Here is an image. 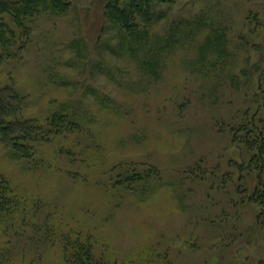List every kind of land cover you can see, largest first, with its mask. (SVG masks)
Wrapping results in <instances>:
<instances>
[{"label":"rangeland","instance_id":"rangeland-1","mask_svg":"<svg viewBox=\"0 0 264 264\" xmlns=\"http://www.w3.org/2000/svg\"><path fill=\"white\" fill-rule=\"evenodd\" d=\"M104 4L73 0L65 16L34 19L28 38L7 18L18 38L10 51L0 44V93L25 96L27 118L44 121L62 104L82 125L39 146L43 163L36 170L11 159L0 140V174L43 205L29 226L15 229L20 234L0 229L6 248L14 249L13 264H64L60 247L41 244L48 224L59 234H90L96 256L120 264H136L152 248L168 253L172 264H260V208L237 190L238 172L229 163L244 162L246 153L233 144L227 126L262 104L256 96L264 79V0H179L170 7L169 22L205 16L209 26L226 28L232 55L215 68V58L198 62V47L209 33L204 29L169 57L159 80L130 56L105 53L113 79L98 71L97 48L111 39L104 30ZM167 28L163 22L155 31ZM77 39L88 45L83 62L72 49ZM97 95L110 99L113 108L102 107ZM200 163L202 170H195ZM128 164L136 171L148 164L160 171L149 197L112 184V174H118L112 168ZM255 185L252 180L246 187Z\"/></svg>","mask_w":264,"mask_h":264},{"label":"trees","instance_id":"trees-1","mask_svg":"<svg viewBox=\"0 0 264 264\" xmlns=\"http://www.w3.org/2000/svg\"><path fill=\"white\" fill-rule=\"evenodd\" d=\"M178 1L105 0L104 30L105 33L109 32L111 39L97 48L98 53L101 54L97 64L98 71L113 79V67L108 59L103 58L105 53L108 57L130 56L139 63L141 70L150 78L159 80L169 57L182 49L184 44L194 42L197 33L204 29L209 30V33L198 47V62L206 63L209 57L215 58L214 64H211L215 68L219 62L231 56L232 54L227 50L228 31L223 27L209 26L205 16L194 15L191 20L180 18L169 22L170 7ZM72 6L73 0H0L2 48L10 51L18 38L16 30L11 27L7 18L14 23L23 37L28 38L31 32L30 23L34 19L43 15L65 16ZM163 22L168 28L158 34L155 31L156 27ZM72 49L78 62H83L88 52L85 39L75 40ZM246 75L248 76L247 73ZM258 81L257 91L261 94H257L256 97L257 99L260 98L259 95L263 97L262 104L254 111L251 108L245 109L242 121L230 123L227 127L232 134L233 144L246 153L244 162L238 164L232 159L229 163V166L238 172L240 185L237 190L248 203L260 208L257 221L264 227V79L260 78ZM233 83L237 88L241 86L239 75L235 76ZM245 85L251 87L253 83L247 80ZM9 93H0V140L7 145L11 159L24 161L36 170L43 163L38 152L39 146L48 144L57 137L81 131L82 125L76 113L62 104L44 121H40L39 118H27L23 116L26 106L25 96L17 92ZM96 99L102 107L113 108V102L105 96L97 95ZM147 166L148 168L146 170L144 168L143 171L132 169V164L114 166L112 171L116 173L118 170V174L116 176L112 174L111 182L113 184L114 181V187H123L135 196L140 193L145 199L154 192V179L161 176L157 167L151 164ZM195 170H202V164L197 165ZM230 175L229 173V177ZM252 180L256 183L253 190L246 187ZM42 206L41 199L27 198L15 191L11 180L0 174V229L5 226L4 233L20 234L15 229L29 226L28 219L30 216L37 217L43 209ZM48 226L39 238L41 244L52 242L53 245L60 247L64 264H120L106 257L96 256L95 243L90 234L83 235L81 232L73 231L59 234L53 229L54 226L49 224ZM31 228H33L32 223ZM33 230L36 231V228L34 227ZM2 236L4 234L0 235V264H13L14 249L6 248L8 242L4 243ZM32 239L34 241L33 237ZM18 261L14 264H18ZM31 262H34V258ZM135 262L136 264H172L168 253L153 248ZM260 264H264V260Z\"/></svg>","mask_w":264,"mask_h":264}]
</instances>
